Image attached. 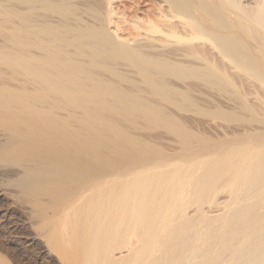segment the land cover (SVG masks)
Instances as JSON below:
<instances>
[{"label": "bare ground", "instance_id": "1", "mask_svg": "<svg viewBox=\"0 0 264 264\" xmlns=\"http://www.w3.org/2000/svg\"><path fill=\"white\" fill-rule=\"evenodd\" d=\"M16 1L25 7L0 0V12L6 9L0 16V131L6 135L0 165L39 160L16 172L12 184H32L33 195H49L47 205L57 212L36 220L49 247L68 264H262L264 220L258 216L264 212L255 205L264 203V181L256 186L264 176V127H212L217 134L210 137L185 124L178 110L211 107L186 80L194 75L202 78L199 85L223 75L221 87L228 88L232 75L219 74L210 64L214 58L242 62L246 54L264 62V0H155V11L132 21L118 14L123 11L114 0L86 6ZM82 7L88 16L79 14ZM16 16L30 25L9 28ZM250 65L243 68L253 77L263 73ZM212 107L213 115L229 118L239 109L231 101ZM158 125L175 130L183 143L164 150L162 142L150 141L144 131ZM235 147L240 156L230 163ZM145 151L149 156L141 155ZM223 167L234 171L221 185ZM221 188L231 196L204 208ZM189 193H199L187 202L197 206L193 214L184 202ZM11 260L0 252V264Z\"/></svg>", "mask_w": 264, "mask_h": 264}, {"label": "rangeland", "instance_id": "2", "mask_svg": "<svg viewBox=\"0 0 264 264\" xmlns=\"http://www.w3.org/2000/svg\"><path fill=\"white\" fill-rule=\"evenodd\" d=\"M6 1H8V0H6ZM75 1H79L80 4L83 3L82 6H86L87 4L88 5L90 4V0H75ZM85 1H86V3H84ZM12 2L14 4L15 3L19 4L18 5L19 7H25V5L23 3H20V2H18L16 0H12ZM92 2L95 3L96 0L95 1L92 0ZM153 2H156V1L155 0H146V2H145V0H131V1L130 0H114L113 3H114V8L117 7L119 9L118 10L116 8L118 11H123V13L117 11L119 15H122V14L126 15L125 19H129V20L132 21V20H135L136 18H138L139 15L140 16H142V15L144 16L146 13L151 12L152 10L155 11L157 6L155 8H152V7H154L152 5H156V3L153 4ZM140 3H143L144 5L143 4L140 5ZM6 8L8 9V7H6ZM85 8L82 7V9L80 10L79 14L82 13V15L88 16V14H86V12H84ZM140 8H141V10H140ZM5 11H6V9L3 8V12H0V16L1 17H5ZM39 12H40V14L43 13V11H39ZM48 14H49L48 17L51 18V19H57V16H59L58 13L52 12V11L48 12ZM133 14H137L138 16L136 17V15H133ZM40 17H42V16H40ZM54 17H56V18H54ZM75 18H76L75 15H71V17L69 19L70 22L71 23H76L77 20ZM78 18H79L80 22L83 21L80 17H78ZM119 18L121 20H119ZM125 19H123L121 17H118L117 21H122L123 23H126L125 25H129L130 23L125 22ZM13 20H9L10 22L8 21L9 23L7 24V26L9 28H11V27L18 28V27H21V26H24V25L25 26L30 25V23L23 22V20L21 19L20 16L14 17ZM40 22H42V21H40ZM79 24H81V23H79ZM0 26H3V25H0ZM0 28H1V30L3 29L2 27H0ZM23 28H26V27H23ZM3 31H5V33H6V32H9L10 30L7 29V28H4ZM124 32H125V34H128L127 31H124ZM41 33H43V32L41 31ZM128 35H132V34H128ZM133 36L134 35L129 36V37L132 38ZM0 38H2L1 35H0ZM235 47H239V45L235 44ZM246 56H247L246 54L245 55L243 54L242 56H240L242 62L244 63V65L242 64V62H237V61L233 60L232 58H227V60H226V58H224V57L217 58V60H215L216 58H214L215 62L212 61V63H210V64H213V65L216 64V65H214L216 70L217 69L220 70V68H218V67H222L221 70L225 67V69L222 70L223 72L221 70H220V72L217 70V72L219 74H221V73H223L225 75L226 74L227 75L230 74L228 76V78L232 75L231 78H233V80L231 78H229L230 79L229 80L230 84H229L228 88H226L227 92H226V90L224 91V89H222V87H221V83H223V79L227 78V77H225L223 75H217V76H214V77L211 76L210 79H208V80L206 79L207 81L203 80L205 84L204 83L202 85L200 84L201 86L198 84V83H202V81H200L202 78L199 75H197V76L194 75V77L192 76V77L186 79V80H189V81L192 80V82L194 81L195 90H199L197 92V93H199V97L201 99H204V100L208 99L209 103H211V105H210L211 107H209V106L205 107L199 113L191 111V110H188V111L187 110H180V109L178 110L177 107H174L175 109H177L180 112L179 113L180 115H186L187 116V120L185 121V124H187L189 126L191 125V127H193L194 130H199L200 129V131L205 132V134L208 135V136L211 133H213L214 130L212 131V129L218 128L219 126H220L219 129H221L223 131L224 130H233V129H236V128H237V130L238 129H247V128L249 130H251L254 127H258V126L259 127H262V126L264 127V124H262V122H261V120H264V113H263L264 110H262V108L264 109V98H263V96H264V90H263L264 89V82H263L264 81V71H263V73H260L261 75L258 74V75H255V77H253L254 76L253 74H251L250 72L246 71L247 69H244V68H246L245 66H247V65L249 66L250 64H253V65L255 64L257 66L255 68H260V67L264 68V64H263L264 62L263 61H259L258 62L255 58H253L251 56H248V57H246ZM223 58L226 61H224ZM220 59H221V61H220ZM245 59H246V61H245ZM229 61L233 62V63H230ZM238 64L240 66L242 65V67H240ZM218 65H220V66H218ZM221 65H223L224 67L221 66ZM237 65L239 66V69H238ZM250 66H252V65H250ZM226 67H227V69H226ZM233 68H234V70H232ZM225 71H227L229 73H227ZM236 72L237 73L239 72L240 75L242 74L241 72H243L244 74H242L240 76L239 73L237 74ZM246 73H249V75H251L253 77V79L248 74L246 75ZM243 75H245V76H243ZM236 76H239V77H236ZM219 77H220L221 80H219ZM234 79H236L235 83H234ZM178 80H180V79H178ZM261 80L263 82L262 84H260ZM213 81L214 82L217 81V83H215V85H213V83H214ZM241 81H242L243 85L241 84ZM250 81H251V83H250ZM238 82H240V84H238ZM236 83H237V86L239 85L238 87H240V88L235 86ZM260 85L263 86L262 89H261ZM198 86H200V87H198ZM243 86H245V87L243 88ZM258 87H260V88H258ZM241 88H242V90H240ZM245 90H246L247 93L245 92ZM257 90L259 91L258 93H257ZM222 91H224V92H222ZM248 93L250 95H252L251 93H253L255 95H252L253 97H251L250 95L246 96ZM221 94H223L225 97H227L226 98L227 100ZM215 95H216V97H213ZM258 95H263V96L261 97V96H258ZM231 96H232L233 99H229V97H231ZM203 97H205V98H203ZM245 97H247V98H245ZM216 98H218V99L221 98V99L218 100ZM256 98L259 99L260 102H258V100ZM204 100H202L203 101V105L205 104L204 106H206V104H208V101L205 100V102H206L205 103ZM216 100H218V101H216ZM221 100L223 102L224 101L225 102L228 101L229 103L231 101V104L235 105L236 108H239V109H237L238 113H235L234 116H232L231 118H229V117H227L225 115H218V116H217V114L213 115L212 111L215 109L214 107H212L213 102L215 101V102H218L220 104L222 102ZM235 100H237V101H235ZM248 100H251V102L252 101L253 102L251 103ZM256 100H257V102H256ZM233 102H235V103H233ZM240 103H241V106H240ZM236 104H238V105H236ZM252 104L253 105L256 104L255 105L256 107L255 106L253 107ZM258 105H260V107L257 108ZM206 108H207V110H209V109H211V110H209V112H206V110H205ZM259 109H260V112H259ZM78 110L80 111L81 108L78 109ZM261 110H262V113H261ZM241 112H243V113H241ZM259 113H261V114L259 115ZM247 115H249V116L247 117ZM141 122H143V121H141ZM144 123L147 125V122L144 121ZM144 123H142V124L145 125ZM197 123H199V124H197ZM160 124H163V123L161 122ZM256 124H257V126H256ZM198 125H199V127H198ZM226 125H227V127H226ZM163 126L164 125L153 126V128L151 127L152 129H146L144 131V134H145V136L147 135L146 137L150 141H156L155 142L156 144H157V142L158 143L162 142V145L160 144L159 146H163L162 148H164V150L165 149H171L172 147L180 146L183 143V139L180 138L177 135L175 130H171V131L167 130L166 131V129ZM194 126H196V127H194ZM1 127L2 126L0 125V128ZM206 127H208V129ZM212 127H214V128H212ZM204 128H206V131L208 132V134H207L206 131H204L205 130ZM228 128H230V129H228ZM233 131H235V130H233ZM162 132H164L166 134H162ZM209 132H211V133L209 134ZM3 133H5V131L2 129V131H0V135H2V136H0V141H4V138H6L5 137L6 135L3 134ZM148 133H150L149 136H148ZM156 134L161 135L158 138L160 140L157 139V135ZM169 134H171V135H169ZM211 135H210V137H212ZM163 136H165V137H163ZM167 136H169V137H167ZM165 138L166 139L168 138V139L166 140ZM172 138H174V139L172 140ZM165 145H166V148H165ZM167 145H169V146H167ZM236 149L237 148L235 147L231 151L232 154H231V156H230V158L228 160V161H230V163H232L233 160H236L240 156V153H238L239 151L238 150L235 151ZM138 150L140 151V148L139 149L137 148L136 152H139ZM149 153H146V151H145L144 153H141V155L144 156V157H147V156H149ZM30 154H31V152L25 157L28 158L30 156ZM118 158L120 159L121 157H118ZM24 159H26V158H24ZM119 159H117V160H119ZM121 159L118 162H122L123 160L121 161ZM23 161H21L22 163H9L7 165H5V164L0 165V250H1L0 252L5 254L9 258V260L13 259V260H11L13 264H68L65 260H63L61 257H59V255L55 252L54 249L49 247L48 243L46 242V239L41 235L43 230L40 228V222L36 221L38 219V217H39L38 215H43V213H44L46 215L52 216V215H54L57 212V211H55L53 209V205L52 206L47 205L49 202H46V201H50V197L48 198L49 195L48 194H41V195H37V196L33 195L32 193H34V192L31 190L32 184H28V185L24 184L23 185L24 188L23 187L21 188V187H18L16 185L12 184V181L14 179H16V177L19 175L17 173H19L25 166H30L32 164L36 165V164L39 163V160L31 161V160H27L26 159V160H23ZM118 165H121V163L118 164ZM109 167H110V165H108V167H106V168H109ZM78 169H81V171L79 170L80 173H83V172L86 171L85 167H83V166H80ZM224 169H225V167H223L221 169L222 170V172H221L222 174H220L221 176L218 177L219 180H218L217 184H221V185L224 184V183H222L221 180H225L226 177H229V175L232 174L233 171H234L233 167H232V169L231 168H227L228 171H226V169L225 170ZM261 177L262 178L259 177L260 180L259 179L258 180L260 182L257 181L256 186H260L261 183H263L264 176H261ZM22 193H24V194H22ZM28 193H31V195H29ZM216 193L218 194L217 196H216ZM189 194L190 195H186L187 198L185 197L186 199L184 200V202H186L187 211L189 213L193 214V213H196V209L195 208L197 206L195 204L194 205H192V204L188 205V203L193 201V200H195V199H197L199 193H196L194 195H191V193H189ZM228 195L230 197L231 196V192L229 191V189H226V188H221V190L218 189L216 191H212V193H210V196H209L211 199L207 200V202L204 201L205 203L203 204V206H204V208H207V209L210 208L211 209L213 206L216 205L215 202H219L218 201L219 199L222 200L224 198H227ZM190 198H192V199H190ZM65 199L66 198L59 197V199H58L59 204L65 203L64 202ZM214 199H216V200L214 201ZM38 202L41 203V206L38 205ZM42 203L45 204V206H42ZM255 206H256V211H260V213L264 212V203L261 200H258V202H257V204ZM38 207H41V208H44V209H41V208H38ZM36 209H38V210H36ZM254 210H255V207H254ZM252 213L249 216L250 218L252 216ZM260 213L259 214L257 213V216L261 215ZM261 219L264 220V214L261 215L260 217L258 216V220H261ZM217 222H215L216 223L215 225H219L221 223L220 220H218ZM133 242H132V244H133ZM219 251L220 250H218V252ZM262 264H264V262Z\"/></svg>", "mask_w": 264, "mask_h": 264}]
</instances>
